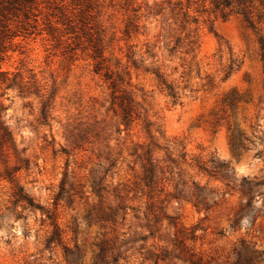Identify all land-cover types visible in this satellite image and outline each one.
<instances>
[{"label": "rangeland", "instance_id": "374dc122", "mask_svg": "<svg viewBox=\"0 0 264 264\" xmlns=\"http://www.w3.org/2000/svg\"><path fill=\"white\" fill-rule=\"evenodd\" d=\"M225 13L211 0H0V117L15 142L0 156V264L264 253V0ZM96 47L133 100L131 122ZM49 216L63 239L48 247Z\"/></svg>", "mask_w": 264, "mask_h": 264}, {"label": "trees", "instance_id": "16d2710c", "mask_svg": "<svg viewBox=\"0 0 264 264\" xmlns=\"http://www.w3.org/2000/svg\"><path fill=\"white\" fill-rule=\"evenodd\" d=\"M213 7L216 11H220L223 16H226L225 11L229 9L234 0H211ZM264 49V46H263ZM95 59H98V63L96 64L95 71L96 73H103L106 81H108L110 85V89L112 90V101L113 105L118 108L120 113L122 114L124 120L131 122V119L134 115V105L133 100L130 98L129 94H127L121 87L120 81L123 79L119 75H115L113 71L109 67L105 66L103 53L100 48L95 49ZM264 61V58H263ZM231 144L234 151H238L240 148H243L242 144V136L232 134L231 136ZM7 148L15 149V142L13 139V134L10 131L9 127L0 117V156H4L5 150ZM157 165L154 164L151 160L144 166V180L147 183V186H151L155 184L157 180ZM216 175L219 176L223 181H229L231 179V169L228 166H215ZM96 184V181H94ZM94 184V185H95ZM230 183L228 182V186ZM65 186V181L63 183V187ZM64 191V188H62ZM196 197L195 207H202L205 210H210L211 206L209 204L208 195L205 194H194ZM16 202H27L30 206L34 207V203L32 200L24 196L23 194L16 196ZM53 217L49 216V219L52 220V225L54 226V232L51 237H49L46 241L47 246L49 247L53 243H62V232L59 226L56 224V221L53 220ZM197 228H194L191 233V240L195 241L197 236L195 235ZM183 243V241H181ZM188 254L187 260L190 264H222L220 262L214 263L210 259H206L204 256L200 254H195L194 252L187 251ZM235 258L232 262L226 261L223 264H264V253L257 252L256 250L250 249L249 247L242 244L239 248L235 249L234 252Z\"/></svg>", "mask_w": 264, "mask_h": 264}]
</instances>
